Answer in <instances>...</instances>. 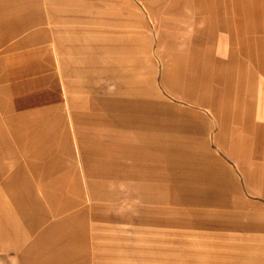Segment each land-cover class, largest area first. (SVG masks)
<instances>
[{"label": "crops", "instance_id": "crops-1", "mask_svg": "<svg viewBox=\"0 0 264 264\" xmlns=\"http://www.w3.org/2000/svg\"><path fill=\"white\" fill-rule=\"evenodd\" d=\"M205 7V0H0L2 257L12 264H264V169L242 172L243 184L229 195L233 219L191 221L192 209L172 207L166 163L150 155L147 135L141 143L138 132L111 126L107 95L93 100L87 91L109 80L128 89L127 100L131 88L154 90L157 62L203 39ZM216 16L209 29L226 53L240 37L224 13ZM160 79L174 95L162 64ZM213 115L220 127L221 115ZM216 143L229 144L220 135ZM79 166L81 176L59 174Z\"/></svg>", "mask_w": 264, "mask_h": 264}, {"label": "rangeland", "instance_id": "rangeland-1", "mask_svg": "<svg viewBox=\"0 0 264 264\" xmlns=\"http://www.w3.org/2000/svg\"><path fill=\"white\" fill-rule=\"evenodd\" d=\"M205 5L203 39L189 40L187 48L180 44L157 62L154 90L131 88L127 100L128 89L109 80L107 88L87 91L93 100L107 95L111 126L138 132L141 143L147 135L150 155L166 163L172 207L192 209L189 213L197 214L188 216L191 221L223 223L234 218L229 195L243 184L242 172L264 169V0H205ZM219 12L240 37L226 53L217 48L216 30L209 29ZM245 21L251 24L247 32ZM161 64L163 79L177 86L174 95L161 86ZM129 112L133 118L123 119ZM214 112L221 115L220 127ZM217 135L229 144L218 145ZM232 155L241 159L234 161ZM59 174L67 181L83 175V168L61 167ZM2 256L0 264H12L11 256Z\"/></svg>", "mask_w": 264, "mask_h": 264}, {"label": "bare ground", "instance_id": "bare-ground-1", "mask_svg": "<svg viewBox=\"0 0 264 264\" xmlns=\"http://www.w3.org/2000/svg\"><path fill=\"white\" fill-rule=\"evenodd\" d=\"M164 71H166V70H164V69H163V75L165 74V72H164Z\"/></svg>", "mask_w": 264, "mask_h": 264}]
</instances>
